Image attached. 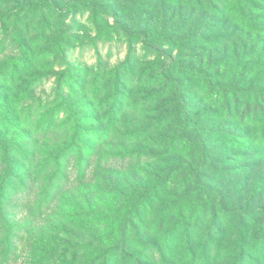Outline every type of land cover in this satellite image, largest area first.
I'll return each mask as SVG.
<instances>
[{
	"label": "rangeland",
	"instance_id": "374dc122",
	"mask_svg": "<svg viewBox=\"0 0 264 264\" xmlns=\"http://www.w3.org/2000/svg\"><path fill=\"white\" fill-rule=\"evenodd\" d=\"M223 14L219 0H0V264H264V135L245 96L222 97L235 57L263 61L264 43L249 53L254 34ZM175 199L206 203L158 223Z\"/></svg>",
	"mask_w": 264,
	"mask_h": 264
},
{
	"label": "trees",
	"instance_id": "16d2710c",
	"mask_svg": "<svg viewBox=\"0 0 264 264\" xmlns=\"http://www.w3.org/2000/svg\"><path fill=\"white\" fill-rule=\"evenodd\" d=\"M219 3L222 5V13L224 12L223 14L224 16L226 15L231 16V18L234 20L233 22L237 24L240 28H244L248 31L250 30L251 32L250 31L249 32L254 34L255 40L253 43H251L249 47L251 49L249 53L254 50V48L258 44V41H261V43H264V16L260 15L262 14L261 6H264V0H219ZM125 32L128 34L129 38L132 40H135L140 36L139 33H130L129 31H126V30ZM225 43L227 42H224L223 44ZM245 55H246L245 57H238L237 59L235 57V60H236L235 63H232L230 67L227 69L229 71L228 74H230L229 76H232L233 73H237V78L235 81H231V83H229L227 86L223 88L222 97L226 101L229 95L234 96V100L236 102L235 107H237L239 105V100L237 96H242V97L245 96L246 98L245 106H247V109H246L247 118L249 119V121H251V123L259 125V127L261 128L262 134L264 135V87L262 88L251 87L250 84L254 82V80L247 83L248 79L250 78L251 73L254 72L255 70H257V72H259L261 76V79H258V82L264 83V60L260 61L259 59H256L250 62L247 66L242 67L244 64V59L250 56V54L248 53H246ZM198 74H199L198 76L203 75V73H198ZM243 88L247 89L246 93H244L245 89ZM67 156L68 154H66L65 151L54 155L56 159L60 157H64L68 159ZM64 183L65 184L67 183V179L62 181L61 185L64 186ZM157 194H158V189L156 188L146 191L142 199L138 203H136V205L129 212L130 220L133 221L132 219L133 216L137 219V216L141 213V211L143 212V214L147 213V216H148L151 206L154 200L156 199L155 197L157 196ZM203 203H206V202L196 201L195 203H192L188 201L187 199H178V200L175 199L169 205H167V207L165 206V209L163 210V212L160 213V216L157 219V222L165 223L166 215H170L173 212L174 208L176 209L183 208V207L189 208L193 212L204 210ZM130 228H131V231H129V234L134 233V238L135 237L143 238L145 236V233L144 232L140 233L137 230V227H134V229H132V226L130 225ZM161 231H159L156 234L159 235ZM170 232L171 233H167L166 235L165 233L163 234L164 240L165 238L166 240H168V238H171L173 235L176 234L175 233L176 231H174V229L171 230ZM126 235H127V223L123 225L121 234L119 233L120 239L122 240L123 243H125ZM186 241L189 242L191 240H186ZM168 245H169V249L172 250L173 249V247H171L172 244L169 242ZM127 248H128V244H127L126 249H123V248L121 249L120 253L123 256L129 257L127 253ZM113 251L115 252L117 251V249L113 248ZM129 258H130V261L136 262L135 257L130 256ZM242 260H243V256H240L236 264H241Z\"/></svg>",
	"mask_w": 264,
	"mask_h": 264
}]
</instances>
